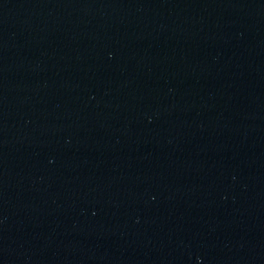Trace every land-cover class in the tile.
Masks as SVG:
<instances>
[{
	"label": "water",
	"instance_id": "obj_1",
	"mask_svg": "<svg viewBox=\"0 0 264 264\" xmlns=\"http://www.w3.org/2000/svg\"><path fill=\"white\" fill-rule=\"evenodd\" d=\"M0 264H264V0H0Z\"/></svg>",
	"mask_w": 264,
	"mask_h": 264
}]
</instances>
